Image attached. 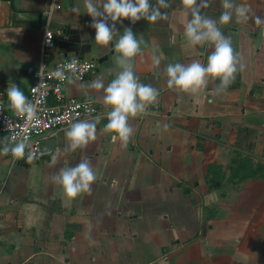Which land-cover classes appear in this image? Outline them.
I'll list each match as a JSON object with an SVG mask.
<instances>
[{
    "label": "crops",
    "instance_id": "crops-1",
    "mask_svg": "<svg viewBox=\"0 0 264 264\" xmlns=\"http://www.w3.org/2000/svg\"><path fill=\"white\" fill-rule=\"evenodd\" d=\"M49 1L19 0L16 6L0 0V88L10 112L7 88L18 86L26 95L32 83ZM59 2L51 20L56 46L48 62L72 56L97 61L83 83L72 80L64 88L66 96H90L101 105L97 139L68 151L69 128L53 131L42 140L51 155L28 164L0 151V264H264V179L230 178L238 155L264 164V22L255 23L256 17L264 21V0H235L249 18L234 14L227 24L219 23L223 0H209L203 10L246 65L221 96L212 95L218 79H209L195 96L167 86L168 64L198 60L206 66L214 50L207 42L188 45L190 16L181 0H167L161 9L166 20L117 23L106 48L95 44L84 0ZM94 2L99 7L103 0ZM75 5L79 16L70 11ZM125 28L140 41L135 75L159 91L147 114L130 118L133 135L126 148L103 131L111 109L102 90L88 86L97 78L105 86L116 78L114 44ZM4 146L0 131V149ZM81 159L91 162L96 180L91 195L69 199L51 176ZM210 164L222 166L216 187L206 180Z\"/></svg>",
    "mask_w": 264,
    "mask_h": 264
},
{
    "label": "clouds",
    "instance_id": "clouds-1",
    "mask_svg": "<svg viewBox=\"0 0 264 264\" xmlns=\"http://www.w3.org/2000/svg\"><path fill=\"white\" fill-rule=\"evenodd\" d=\"M181 3L184 13L190 16L185 25L188 45L195 48L207 42L214 50L209 54L206 66L198 60L186 65L168 64L165 69L167 86L178 93L195 96L207 86L209 79H218L220 83L212 95L221 96L235 81L236 73L243 71L246 65L241 62L242 58L239 54L234 52L231 38L223 35L217 26V21L204 14L203 10L210 6L209 0H199V2L198 0H181ZM52 7H55V4ZM84 7L86 13L92 18L91 27L95 29V44L106 48L113 41L114 34L118 33L117 23H122L125 19L132 24L142 19L149 24L166 20L167 15L162 13L161 9L167 8L168 4L167 0H156L155 6L150 4V0H103L102 5L98 7L94 0H84ZM223 8L225 11L220 16L219 23L231 22L234 14L241 20L249 18V10L242 5H237L235 0H223ZM70 11L76 16L80 14L77 5L71 7ZM109 20L112 22L111 26H109ZM262 22L264 21L260 17L255 18L256 24ZM86 35L81 39H86ZM51 36L52 34L48 32L45 44L51 43ZM114 49L119 53L115 57V64L119 69L116 78L107 86L102 78L93 80L88 86L95 90H102L103 103L111 109L107 112L108 123L103 131L111 134L112 143L115 144L119 140L121 147L126 148L133 135V127L129 123L130 118L147 114L149 106L157 101L159 91L150 84L140 83L135 75L133 59L142 53L140 41L137 40L131 28L124 29L123 35L114 44ZM152 63L155 69H159V58L153 56ZM55 75L61 80L66 79L63 70H58ZM72 82L69 79V83ZM38 88H33V91L36 92ZM6 92L14 113L24 118L26 124H31L37 117V105L30 102L18 86L8 87ZM99 120L100 117H96L92 121L81 120L71 124L66 131V138L69 142L68 151L84 148L90 142H94L97 139ZM168 127L167 124L164 125L165 130ZM27 147L28 137H24L12 146L6 144L0 151L3 154L11 153L14 158L21 159L25 157ZM28 159H32L31 153L28 154ZM55 159L54 156L53 160ZM95 180L96 175L88 159H81L76 166L62 168L57 174L51 176V182L62 186L69 199H75L81 193L91 195L92 184Z\"/></svg>",
    "mask_w": 264,
    "mask_h": 264
},
{
    "label": "built area",
    "instance_id": "built-area-1",
    "mask_svg": "<svg viewBox=\"0 0 264 264\" xmlns=\"http://www.w3.org/2000/svg\"><path fill=\"white\" fill-rule=\"evenodd\" d=\"M53 4L55 7H52ZM60 7L59 0L49 1L45 11L40 59L32 73V83L25 95L30 102L37 105L36 119L31 124H26L24 118L8 111L4 92L0 88V131L5 134V145L12 146L19 139L28 137L25 157L16 159L8 153L12 161L28 164L47 158L51 155V150L42 146V140L47 135L59 129L70 128L71 124L81 120L94 119L102 110L101 105L93 97L77 98L64 94V88L69 79L83 83L89 75L95 72L98 65L96 60L72 56L56 60L52 65L48 62L49 53L56 46L55 33L49 19L52 20L53 11ZM48 32L52 34L51 43L45 44ZM58 70L64 71L66 79L61 80L55 75ZM37 87H39L38 90L34 92L33 88ZM29 153L32 154L30 160L28 159Z\"/></svg>",
    "mask_w": 264,
    "mask_h": 264
},
{
    "label": "trees",
    "instance_id": "trees-1",
    "mask_svg": "<svg viewBox=\"0 0 264 264\" xmlns=\"http://www.w3.org/2000/svg\"><path fill=\"white\" fill-rule=\"evenodd\" d=\"M50 102H52L50 100ZM230 178H238L243 181L249 178L264 179V164L256 163L249 156L238 155L235 162L230 166ZM223 177L222 166L219 164H210L207 168L206 180L210 187H216L221 184Z\"/></svg>",
    "mask_w": 264,
    "mask_h": 264
},
{
    "label": "water",
    "instance_id": "water-1",
    "mask_svg": "<svg viewBox=\"0 0 264 264\" xmlns=\"http://www.w3.org/2000/svg\"><path fill=\"white\" fill-rule=\"evenodd\" d=\"M4 1H8V0H4ZM18 2H19V0H14V3H15L16 6H18ZM101 61H102V59H99V62H101ZM235 180L238 181V178H236Z\"/></svg>",
    "mask_w": 264,
    "mask_h": 264
}]
</instances>
